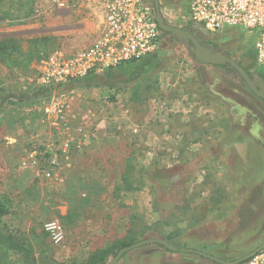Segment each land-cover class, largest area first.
<instances>
[{"label": "rangeland", "instance_id": "374dc122", "mask_svg": "<svg viewBox=\"0 0 264 264\" xmlns=\"http://www.w3.org/2000/svg\"><path fill=\"white\" fill-rule=\"evenodd\" d=\"M159 5L162 15L175 17L164 18L170 25L233 58L264 90L256 30L235 26L212 33L189 21L190 0ZM0 17V42L21 45L17 66L8 67L0 56V201L10 211L4 221L32 243L37 264H109L117 254L106 262L91 259L128 236L162 239L229 262L264 242V100L231 65L202 63L187 38L167 33L160 50L141 62L18 103L41 87L35 77L51 52L94 40L103 13L96 0L72 8L0 0ZM53 102L68 106L77 130L67 152L54 116L44 111ZM210 136L229 146L230 163L219 174ZM31 153L37 166L23 164ZM55 158L56 165L49 163ZM52 222L64 231L59 242L46 229ZM157 249L143 246L116 264H166ZM176 257V263L167 260L218 264Z\"/></svg>", "mask_w": 264, "mask_h": 264}, {"label": "built area", "instance_id": "2783aa9c", "mask_svg": "<svg viewBox=\"0 0 264 264\" xmlns=\"http://www.w3.org/2000/svg\"><path fill=\"white\" fill-rule=\"evenodd\" d=\"M46 1L50 7L72 8L83 0ZM96 1L103 13L98 35L77 49L51 52L35 77L41 86L55 87L92 75H104L122 65L141 62L160 50L167 32L156 19L154 0ZM1 20L0 17V23ZM189 21L212 33L235 26L256 30V60L264 68V0H190ZM44 111L54 116L52 124L63 138L61 149L67 152L77 131L69 122L68 106L53 102L45 105ZM30 156L31 160H25L23 164L37 166L34 153ZM49 163L56 165L57 159H51ZM44 173L47 177L52 176L49 171ZM46 229L55 242L63 239L64 231L57 223H48ZM239 264H264V249Z\"/></svg>", "mask_w": 264, "mask_h": 264}, {"label": "trees", "instance_id": "16d2710c", "mask_svg": "<svg viewBox=\"0 0 264 264\" xmlns=\"http://www.w3.org/2000/svg\"><path fill=\"white\" fill-rule=\"evenodd\" d=\"M170 34V33H168ZM21 54V45L17 41V39H10L8 41L0 42V56L1 60L8 67H15L19 64V55ZM251 78H253L252 74L248 71ZM105 75V74H104ZM104 75H92L86 78L99 79L103 78ZM75 81H70L65 84L57 85L55 87H38L34 91H32V95H28L27 93L20 96L18 99V103H23L27 101V97L29 96V100H39L46 99L51 96L54 91H67L72 85H74ZM252 92V91H251ZM253 93V92H252ZM254 94V93H253ZM255 95V94H254ZM246 182L249 183L251 179L246 177ZM9 207L3 201H0V264H37V260L35 258V249L32 243L25 237V235L19 231L13 230L5 221L4 217L9 214ZM231 218V217H229ZM225 220H230L226 219ZM232 221V220H231ZM174 234H169L168 238H172ZM135 239L131 236L126 237V239L120 240L116 242L112 247L108 249H101L94 254V258H92V262L94 260L106 262L110 255H116L122 248L127 247L135 243ZM154 247L159 248L160 250H169L174 252H184L185 248L179 245H174L175 249H169L161 244H153ZM202 253L203 251L200 249H195ZM193 255H197L198 257L204 258L205 256L195 252H191Z\"/></svg>", "mask_w": 264, "mask_h": 264}, {"label": "water", "instance_id": "95a60500", "mask_svg": "<svg viewBox=\"0 0 264 264\" xmlns=\"http://www.w3.org/2000/svg\"><path fill=\"white\" fill-rule=\"evenodd\" d=\"M155 6H156V19L159 23V26L161 29H163L165 32L170 33L172 35L182 36L187 38L195 48V55L198 60H200L202 63L206 64H213V63H227L231 65L241 76V78L244 80V82L247 84V86L250 88V90L259 98L264 100V90L260 89L255 85V82L253 81V78L250 77L248 71L240 65L237 61H235L233 58L212 52L211 50L206 49L200 42L197 41L196 37L190 33L189 31H186L180 27H176L173 25H170L163 17L162 12L160 10L159 0H154ZM161 244L169 249H175L170 243H168L165 240L162 239H145L141 241H137L133 243L130 246L122 248L117 255L109 262V264H116L119 262V260L128 252H131L133 250H137L143 246L150 245V244ZM264 249V242L258 246L256 249H254L252 252L248 253L247 255L237 259L236 261H225L223 259H220L216 256L200 253L198 251L192 250V249H185L186 252H197L203 256H205L207 259H210L218 264H239L252 256H254L256 253H258L260 250Z\"/></svg>", "mask_w": 264, "mask_h": 264}, {"label": "crops", "instance_id": "0c3cea01", "mask_svg": "<svg viewBox=\"0 0 264 264\" xmlns=\"http://www.w3.org/2000/svg\"><path fill=\"white\" fill-rule=\"evenodd\" d=\"M164 18H175L173 15H168V14H163ZM183 18V16H182ZM192 105V104H191ZM193 106V105H192ZM193 108V107H192ZM187 112V111H186ZM183 115V113H182ZM188 116V113H185L184 115V118ZM201 126H199L198 128L200 129ZM209 134L211 135V133L209 132ZM213 138V137H212ZM211 136L209 137V142H208V146H210V150L212 149H218V151L216 153H214L213 155V152H212V158L211 160H213L214 163L218 164V168L216 169V173H221L223 172L222 170H224V166L229 162V159H228V156L226 155L229 151V146L226 144V141H222L220 139H212ZM242 160V159H241ZM242 162V161H241ZM145 253H147V251H145ZM157 254H159L160 258L163 259L162 261L166 264H170V261H168L167 259L171 258L172 257V261L174 263H176V256L180 257V258H186L187 256H192L190 258H200L201 257H198L197 255H193L191 252H174V251H169V250H160V249H157L156 251ZM195 254V253H194ZM206 258V257H205ZM204 259V258H202ZM207 259V258H206ZM179 263V262H178ZM180 264H181V261H180ZM183 264V263H182Z\"/></svg>", "mask_w": 264, "mask_h": 264}]
</instances>
